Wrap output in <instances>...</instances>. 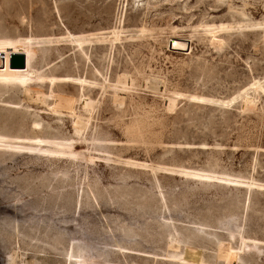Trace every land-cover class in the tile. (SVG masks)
Returning a JSON list of instances; mask_svg holds the SVG:
<instances>
[{
  "label": "rangeland",
  "instance_id": "374dc122",
  "mask_svg": "<svg viewBox=\"0 0 264 264\" xmlns=\"http://www.w3.org/2000/svg\"><path fill=\"white\" fill-rule=\"evenodd\" d=\"M262 24L264 0H0L36 74L0 84V264H264ZM123 72L174 110L145 89L115 106Z\"/></svg>",
  "mask_w": 264,
  "mask_h": 264
},
{
  "label": "bare ground",
  "instance_id": "6f19581e",
  "mask_svg": "<svg viewBox=\"0 0 264 264\" xmlns=\"http://www.w3.org/2000/svg\"><path fill=\"white\" fill-rule=\"evenodd\" d=\"M262 25L264 26V24ZM172 33H175V36L177 35L176 38H173V39L179 38L178 37L179 34H177V31L172 29ZM210 34H211V44L214 47H218L221 43V40L215 39L214 30H211ZM192 36H193L192 33L187 35V37H190V38ZM119 38H120V35L118 33H115L113 36L109 38L99 37L94 40L101 41L105 39H111V41H117L119 40ZM71 41L75 42L77 46H81L83 43L91 42V39L71 37ZM167 46L170 47V42H169V45ZM188 49H190V51L187 52L186 54H190L192 52L191 48L188 47ZM12 52H20L24 54L25 66L23 68L11 67L9 65V56ZM31 52H32V48H31L30 43L20 41V40H13V39H0V54L4 58V62L0 66V84L1 85L6 86L16 81H25V80L36 78V74L34 73V71H32V69H30ZM138 74H141V73L138 72ZM141 78H142V83L140 84V86H137L135 78L131 74L123 72L116 77L114 82L112 83L108 82L106 84L103 83L102 87L103 88L110 87L113 90L112 99L114 101L115 106L120 107L124 104L125 94L130 92V90L137 91V90L145 89L147 91L160 94L161 96H165L166 97V102L164 104L165 108L168 111H173L176 106V101L178 99L177 96L174 95L173 93L163 92L162 84L160 81H158V78L157 80L156 79L154 80V77L143 76V74H141ZM262 80H264V78ZM78 96H79V99L82 100V109L84 110V112L87 113V118H81V117L75 118L73 126H74V131L76 133H80L82 130L85 129L87 125V119L89 118V115L91 111L93 110L94 103H95V100L91 99L90 97L85 96L84 94L81 93V91ZM255 106H256V98L253 95H251L248 91L244 92L241 96V109L249 110V109H253ZM32 125H33L32 127L33 133L39 134V131L36 129V126H37L36 123L34 122ZM129 126H130L129 130H133L137 132V131H140L139 129H147L149 125L146 120L141 119V120L133 121L131 125ZM218 251H219V255L221 256H224V254H226L225 250L220 249Z\"/></svg>",
  "mask_w": 264,
  "mask_h": 264
},
{
  "label": "water",
  "instance_id": "95a60500",
  "mask_svg": "<svg viewBox=\"0 0 264 264\" xmlns=\"http://www.w3.org/2000/svg\"><path fill=\"white\" fill-rule=\"evenodd\" d=\"M170 48L175 50H186L187 44L178 39L170 40ZM4 58L0 54V66L3 64ZM9 65L11 67L23 68L25 66V56L20 52H12L9 56Z\"/></svg>",
  "mask_w": 264,
  "mask_h": 264
}]
</instances>
